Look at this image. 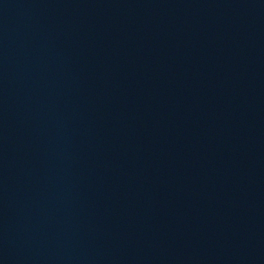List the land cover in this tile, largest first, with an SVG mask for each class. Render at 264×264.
<instances>
[{
  "label": "water",
  "instance_id": "obj_1",
  "mask_svg": "<svg viewBox=\"0 0 264 264\" xmlns=\"http://www.w3.org/2000/svg\"><path fill=\"white\" fill-rule=\"evenodd\" d=\"M0 264H264V0H0Z\"/></svg>",
  "mask_w": 264,
  "mask_h": 264
}]
</instances>
